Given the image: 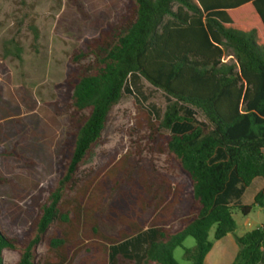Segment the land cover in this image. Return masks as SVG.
<instances>
[{"label":"trees","instance_id":"16d2710c","mask_svg":"<svg viewBox=\"0 0 264 264\" xmlns=\"http://www.w3.org/2000/svg\"><path fill=\"white\" fill-rule=\"evenodd\" d=\"M128 2L122 20L72 57L66 79L72 131L64 141L60 174L25 242L0 228V264L4 250L19 254L16 264H39L41 243L51 255L46 264H74L88 237L94 251L79 264H121L120 256L133 264H178L174 250L188 237L196 245L185 250L186 259L205 264L215 242L235 231L234 210L248 215L253 205L264 208V191L253 205L240 201L255 179L264 180V0ZM226 54L234 62L225 61ZM141 78L166 94L155 130L168 131L167 158L189 179L192 203L178 229L156 223L146 229L139 222L145 199L139 198L132 217L123 196L108 215L122 228L109 239L101 233L96 206L85 199L92 181L81 195H71L81 167L102 143L112 108ZM237 243L231 264H264V226Z\"/></svg>","mask_w":264,"mask_h":264},{"label":"rangeland","instance_id":"374dc122","mask_svg":"<svg viewBox=\"0 0 264 264\" xmlns=\"http://www.w3.org/2000/svg\"><path fill=\"white\" fill-rule=\"evenodd\" d=\"M128 7V0H0V228L8 237L28 239L60 174L64 141L72 131L66 79L74 68V53L86 50L88 42L122 20ZM227 54L224 60L234 62ZM130 89L132 94L125 92L112 108L102 143L81 167L71 195H81L92 181L85 199L96 206L101 233L109 239L117 238L122 228L108 215L123 196H128L132 217L139 198L145 199L139 222L146 229L155 223L178 229L192 203L189 179L167 158L168 131L155 130L167 107L165 92L144 78L131 83ZM197 118L206 120L199 111ZM261 185V180L254 182L244 198L246 205L254 204ZM233 216L236 229L224 240L217 264L235 259L233 237L264 226V208L259 205L248 215L234 210ZM55 229L52 226L48 235ZM213 234L214 230L211 238ZM92 241L83 239L74 264L93 254ZM195 245L188 237L174 250L178 264H191L185 250ZM50 256L41 243L39 264H46ZM18 260L17 252L3 251L2 264ZM121 264L133 263L121 259Z\"/></svg>","mask_w":264,"mask_h":264},{"label":"crops","instance_id":"0c3cea01","mask_svg":"<svg viewBox=\"0 0 264 264\" xmlns=\"http://www.w3.org/2000/svg\"><path fill=\"white\" fill-rule=\"evenodd\" d=\"M259 180H261V182H262V185L260 186V188L257 190V192L254 194V199H255V196L260 192V191H264V180L263 179H261V178H257V179H255L253 182H252V184L249 186V188H247V190L245 191V193L243 194V196H242V198H241V203L243 204V205H246L245 204V202H244V198H245V196H246V193L248 192V190L253 186V184H254V182H257V181H259ZM229 236H231V233L230 234H228V236H226L225 238H223L222 240H219V241H216L215 242V244H214V246H213V248H212V250H211V252L207 255V257H206V259H205V264H217V262H218V255H219V253L220 252H224V250H223V243H224V240H226V238H228ZM241 237V236H240ZM237 238H239V237H233V239L231 240V244H233L234 246H235V251H236V255H237V253L239 252V250H240V247H237V245H238V243H237ZM229 245V243L227 244V246ZM97 257V256H96ZM105 257V260H106V262H108V256L106 255V256H104ZM121 259L122 260H125V261H128V260H126L125 258H123L122 256H120L119 258H118V260H119V262L121 263ZM95 262H96V260H94ZM234 261V260H233ZM232 261V262H233Z\"/></svg>","mask_w":264,"mask_h":264}]
</instances>
